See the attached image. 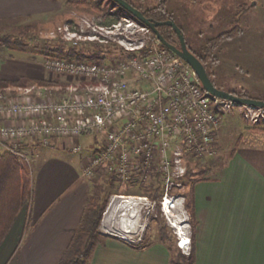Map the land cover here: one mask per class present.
Masks as SVG:
<instances>
[{
  "label": "built area",
  "instance_id": "built-area-1",
  "mask_svg": "<svg viewBox=\"0 0 264 264\" xmlns=\"http://www.w3.org/2000/svg\"><path fill=\"white\" fill-rule=\"evenodd\" d=\"M68 25H57L44 35L60 33L75 43L81 30ZM106 35L123 46L124 56L87 60L49 55L43 61L45 70L65 76L66 81L0 88V148L21 158L24 143L36 140L50 145L59 139L70 150L80 151L82 137L89 136L93 146L85 175L93 177L103 169L121 183L159 175L164 185L159 199L163 213L168 198L171 204L180 203L189 218L184 193L188 163L215 152L223 112L235 103L207 91L195 69L141 21L120 16L111 23L90 22V40L104 41ZM144 47L147 52L140 54ZM247 107L250 119H264V107ZM108 201L100 229L112 224L110 209L114 212L130 202L143 217L142 222L137 219L140 227L135 231L143 230L150 206H155L147 193L114 192ZM118 214L121 235L127 237L137 225H128L122 210ZM187 239L185 246L181 238L178 245L189 253V235Z\"/></svg>",
  "mask_w": 264,
  "mask_h": 264
},
{
  "label": "crops",
  "instance_id": "crops-1",
  "mask_svg": "<svg viewBox=\"0 0 264 264\" xmlns=\"http://www.w3.org/2000/svg\"><path fill=\"white\" fill-rule=\"evenodd\" d=\"M60 8L58 0H0V28L22 19H40ZM43 70V60L33 63L30 56L0 49V78L40 79ZM221 126L222 122L216 134L217 151ZM263 128L247 123L244 151L238 145L225 161L208 162L203 176L193 183L187 196L193 201V214L187 210L189 218L185 215L181 224L185 236H190L194 264H264ZM50 145L70 150L59 139ZM92 146L88 140L85 153L76 159L55 155L40 164L29 199L0 243V264H57L92 191L90 177L83 172ZM172 227V242L178 245L182 236ZM146 228L140 230L138 240L133 233L123 237L100 232L88 264H171L169 242L159 236L144 237Z\"/></svg>",
  "mask_w": 264,
  "mask_h": 264
},
{
  "label": "rangeland",
  "instance_id": "rangeland-1",
  "mask_svg": "<svg viewBox=\"0 0 264 264\" xmlns=\"http://www.w3.org/2000/svg\"><path fill=\"white\" fill-rule=\"evenodd\" d=\"M58 1H61V8L54 12H48L46 16H44L45 18L42 16L40 19L33 17L30 19H22L16 21L15 25L10 24L7 27L0 28V49L13 56H30V58L33 59V63L44 61L48 55H54L52 47L47 48L45 46L47 40L51 43L54 42V37H45V32L55 29L57 25H64L67 23L69 24L68 26L81 30V35H78L79 37L76 38V41L80 44H84L85 42V44L89 45L88 43L90 41H96L103 45L107 44V47H109V50L107 52L105 51V57L119 56L120 54H123V56L125 55L122 49L123 46L113 37L106 35V40L100 41L96 39L90 40V36H88V34L90 35V22L99 24L106 16L104 12L95 11L90 3L99 2L102 8H109L113 12L119 10L120 13L130 17L125 14L116 2L113 0H85V3L79 2V0ZM129 1L135 6L143 9L163 4L164 9L169 11L175 23L181 28L187 45L200 55L205 53L207 41L217 37L220 33L234 26L239 28L240 31L238 33L220 41L219 46L214 49L212 57L207 59L206 66L210 71L213 83L217 87L226 91L238 93L245 91L249 97L264 98V0ZM246 5L247 8H245ZM39 20L41 21L39 22ZM58 36L61 37L60 33H58L56 37ZM65 40L66 45L72 42V40ZM93 47L94 46L90 45V49ZM43 73L44 76L40 77V79L48 78L53 81L60 80V82L67 80L63 75H53L46 70H43ZM244 105L245 104H235L223 112L222 126L219 135L220 149L218 148L219 150L217 151L216 147L213 154L207 155V157L205 156L204 160L206 163L214 162V160L225 161L230 152L238 145V149L243 150L242 146L246 145V138L249 135L246 132L247 123L254 125L260 124L264 127V119H260L259 121L250 119L248 107ZM81 140L83 142V147L80 151L59 149L51 145H43L36 140L29 141V143H24L21 146V151L25 156L21 157L20 161L22 166L33 178L40 164L51 159L52 156L57 155L63 159L67 157L76 159L80 157V154H84V146L88 140H90L91 143V138L89 139V136H84ZM199 158H191L188 163V168L191 169L192 174H196V162ZM98 171V174L90 177L92 187H94L95 180L98 179L99 183H102L103 178L109 175L103 169H99ZM154 177L155 175L143 177L145 179L142 180V183L141 181L121 183L118 180H114L113 187L107 188V202L103 208L101 219L109 203L108 200L111 193H147L144 192L145 188L147 186L150 188V183L154 182ZM186 189L187 186L185 185V190ZM171 202L172 201L168 198L165 199V212L163 213L160 207V217L155 216L156 206H150L151 213L147 216L146 225L143 226H147L143 234L144 237L148 235L153 239L160 235L158 234V230L163 223L173 228L170 222H172L175 227L176 222H180L184 219V212H182L181 204L179 203L176 205L171 204ZM124 205L123 203L122 206L114 212L110 209L112 213V218H110L112 224L104 225L101 229L98 227L99 232L121 235L120 227L118 226L119 221L116 217L117 215L119 216L118 213L121 212ZM131 208L135 210V206H133L132 203ZM122 211L124 212L125 210ZM137 214L134 217L135 220H133L134 218L131 219L133 221H131L133 226L137 225V227H134L132 232L126 234H140L141 229L138 232L135 231L140 227L138 225L139 223H136V221L138 219L139 222H142L143 217ZM109 215L110 213H108V216ZM125 215L126 214L122 216L126 218ZM128 220H130V218ZM162 220H164V222ZM175 228L177 231L179 230V228ZM169 232L172 239V230L170 231L168 229V233ZM134 239H137V237L134 236Z\"/></svg>",
  "mask_w": 264,
  "mask_h": 264
},
{
  "label": "trees",
  "instance_id": "trees-1",
  "mask_svg": "<svg viewBox=\"0 0 264 264\" xmlns=\"http://www.w3.org/2000/svg\"><path fill=\"white\" fill-rule=\"evenodd\" d=\"M79 2L85 3L86 1L79 0ZM90 4L95 11L104 12L106 15L101 23H111L120 16H125L120 13L119 10L113 12L109 8H102L99 2ZM120 8H122L126 15L135 18L123 7L120 6ZM138 8L142 10L146 17L153 20H164L167 18L173 19V16L169 13V11L164 9L163 4L146 7L144 9L140 7ZM245 8H247V5ZM157 29L170 43L174 44L175 42H179L176 32L170 25L160 24L157 26ZM239 31L240 29L234 26L231 29L220 33L217 37L207 41L205 53L203 55L196 53L188 46L204 63L210 78L211 74L206 66L207 59L212 57V53L214 49L219 46L220 41L230 38ZM53 39L54 42L52 43L47 40L45 42V46L47 48L52 47L54 55L58 56L90 60L105 57V53L109 50L107 44L103 45L97 43L96 41L87 42L89 45L85 44V42L84 44H80L78 41L75 43L71 42L69 45H66V40L60 36L54 37ZM90 45L94 47L90 49ZM147 50L148 48L144 47L138 52L140 54H144ZM31 81L50 83L52 80L48 78L38 79L26 76H19L14 79L0 78V88L7 85L26 84ZM231 92L241 96H248L245 91H241L239 93L234 91ZM204 159L205 157H201L196 162V174H192L191 169L188 168L185 180L187 189L184 192L186 197H189L188 194L192 192L193 183L203 176L209 166L208 162L206 163ZM114 180H116V178L113 175H106L103 178V184L99 183L98 179L95 180L94 187H92L90 197L83 211L79 225L74 230L73 236L57 264H88L89 254L92 252L97 242L101 239L98 227L103 208L107 202V188L113 187ZM150 184V188L147 186L144 192H147L149 196L155 200V216L160 217L159 214L161 213V209L159 199L162 195L164 185L160 182L159 175H155L154 182ZM31 192L32 176L22 166L20 158L12 151L0 148V243L8 232L19 210L29 199ZM188 197L185 200V207L191 214H193V201ZM162 221L164 222V220ZM168 226L165 223L160 225L158 234H160L159 237L164 241L166 240L169 242L168 247L170 250L171 264H194V249L191 248L189 253L183 252L176 243L174 244L172 242L168 233V229H171V226ZM142 241H144V239H142Z\"/></svg>",
  "mask_w": 264,
  "mask_h": 264
},
{
  "label": "water",
  "instance_id": "water-1",
  "mask_svg": "<svg viewBox=\"0 0 264 264\" xmlns=\"http://www.w3.org/2000/svg\"><path fill=\"white\" fill-rule=\"evenodd\" d=\"M113 1L116 2L118 5H120L121 7H123L128 12H130L139 21L149 26L162 44L170 48L172 51H174L179 56H181L186 62H188L195 69L203 87L211 94L228 99L237 105L245 104L255 107H264V99H258L249 96H241L231 91H226L217 87L211 80L204 63L188 47L184 39L183 33L181 31V28L175 23L173 19L167 18L164 20H153L146 17L141 9L134 6L128 0H113ZM160 24H167L172 27V29L176 32L179 38V45L170 43L164 38V36L157 29V26Z\"/></svg>",
  "mask_w": 264,
  "mask_h": 264
},
{
  "label": "bare ground",
  "instance_id": "bare-ground-1",
  "mask_svg": "<svg viewBox=\"0 0 264 264\" xmlns=\"http://www.w3.org/2000/svg\"><path fill=\"white\" fill-rule=\"evenodd\" d=\"M124 204L125 205L123 206L122 210H125L124 213L126 215H128V218L126 219V222L128 223V225L129 224H132L133 225V223H132L133 221L131 219L135 217V215L137 214V210H133V208H131V203L130 202H124ZM129 218H130V220H128ZM181 222L182 221L176 222L175 223V227L179 228L180 231L178 230L177 233L179 232L180 236H182L181 243H182L183 246H185L188 243V239H187L188 236L187 237L185 236L184 230H183L184 228L180 224Z\"/></svg>",
  "mask_w": 264,
  "mask_h": 264
},
{
  "label": "clouds",
  "instance_id": "clouds-1",
  "mask_svg": "<svg viewBox=\"0 0 264 264\" xmlns=\"http://www.w3.org/2000/svg\"><path fill=\"white\" fill-rule=\"evenodd\" d=\"M172 226H173V225H172ZM187 229H188V226L186 227V230H187ZM143 230H144V229H143ZM186 230H185V231H186ZM176 233H177V230H176ZM177 235L179 236V234H178V233H177Z\"/></svg>",
  "mask_w": 264,
  "mask_h": 264
},
{
  "label": "flooded vegetation",
  "instance_id": "flooded-vegetation-1",
  "mask_svg": "<svg viewBox=\"0 0 264 264\" xmlns=\"http://www.w3.org/2000/svg\"><path fill=\"white\" fill-rule=\"evenodd\" d=\"M174 44H175V45H179V42H175Z\"/></svg>",
  "mask_w": 264,
  "mask_h": 264
}]
</instances>
